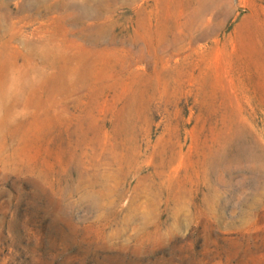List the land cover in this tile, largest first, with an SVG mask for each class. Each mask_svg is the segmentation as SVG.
<instances>
[{
	"label": "rangeland",
	"instance_id": "374dc122",
	"mask_svg": "<svg viewBox=\"0 0 264 264\" xmlns=\"http://www.w3.org/2000/svg\"><path fill=\"white\" fill-rule=\"evenodd\" d=\"M0 264H264V0H0Z\"/></svg>",
	"mask_w": 264,
	"mask_h": 264
}]
</instances>
